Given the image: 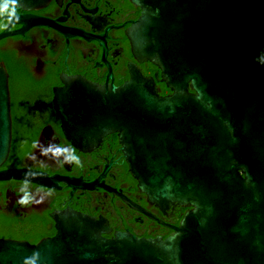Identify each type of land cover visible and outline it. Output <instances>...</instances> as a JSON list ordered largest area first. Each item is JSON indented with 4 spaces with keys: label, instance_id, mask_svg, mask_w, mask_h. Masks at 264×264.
Wrapping results in <instances>:
<instances>
[{
    "label": "water",
    "instance_id": "obj_1",
    "mask_svg": "<svg viewBox=\"0 0 264 264\" xmlns=\"http://www.w3.org/2000/svg\"><path fill=\"white\" fill-rule=\"evenodd\" d=\"M48 0H0L31 11ZM141 12L127 35L138 62L170 91L131 70L114 85L64 80L53 105L61 130L88 153L115 134L138 189L156 205L190 208L166 239L110 230L66 210L35 245L0 240V264H264V0H130ZM6 18L0 40L34 19ZM22 28L11 32L10 26ZM8 74L0 63V167L11 149ZM57 189L54 177L0 171V182Z\"/></svg>",
    "mask_w": 264,
    "mask_h": 264
},
{
    "label": "flooded vegetation",
    "instance_id": "obj_2",
    "mask_svg": "<svg viewBox=\"0 0 264 264\" xmlns=\"http://www.w3.org/2000/svg\"><path fill=\"white\" fill-rule=\"evenodd\" d=\"M141 10L130 0H48L31 11L8 7L0 16H31L22 35L0 40L8 74L11 149L2 170L28 169L56 178L57 189L21 181L0 182V240L35 245L56 234L53 215L72 210L106 221L110 230L138 238L173 235L190 208L156 205L137 187L115 134L95 150L71 146L61 130L54 91L73 78L120 87L131 70L155 80L160 96L170 91L157 67L135 60L127 32ZM0 19V33L8 26ZM20 24L10 26L15 32Z\"/></svg>",
    "mask_w": 264,
    "mask_h": 264
}]
</instances>
